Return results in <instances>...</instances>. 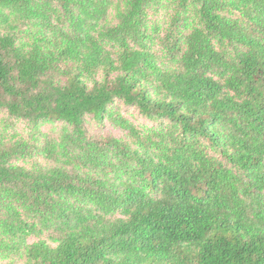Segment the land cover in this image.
I'll return each instance as SVG.
<instances>
[{"label": "trees", "instance_id": "trees-1", "mask_svg": "<svg viewBox=\"0 0 264 264\" xmlns=\"http://www.w3.org/2000/svg\"><path fill=\"white\" fill-rule=\"evenodd\" d=\"M0 264H264V0H0Z\"/></svg>", "mask_w": 264, "mask_h": 264}, {"label": "rangeland", "instance_id": "rangeland-1", "mask_svg": "<svg viewBox=\"0 0 264 264\" xmlns=\"http://www.w3.org/2000/svg\"><path fill=\"white\" fill-rule=\"evenodd\" d=\"M120 110H121V113L123 115H126L131 120H134V121H142L141 118L139 117L137 111L135 109L130 108V107L121 106L120 107ZM108 130L114 131L113 127L110 126L109 124H107V125H105L103 127V131H108Z\"/></svg>", "mask_w": 264, "mask_h": 264}]
</instances>
